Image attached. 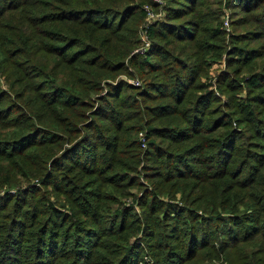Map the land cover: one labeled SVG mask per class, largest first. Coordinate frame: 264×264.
<instances>
[{"label": "trees", "instance_id": "1", "mask_svg": "<svg viewBox=\"0 0 264 264\" xmlns=\"http://www.w3.org/2000/svg\"><path fill=\"white\" fill-rule=\"evenodd\" d=\"M145 256L264 264V0H0V264Z\"/></svg>", "mask_w": 264, "mask_h": 264}, {"label": "rangeland", "instance_id": "2", "mask_svg": "<svg viewBox=\"0 0 264 264\" xmlns=\"http://www.w3.org/2000/svg\"><path fill=\"white\" fill-rule=\"evenodd\" d=\"M222 10L223 11L220 14V19L222 21L221 27H222V29L225 32H228L229 30H231V26L229 24V12L225 8H222ZM225 18L227 19V24H224V19ZM138 36H139V44L134 49V51H137V52H140V53L147 51L149 49V47H150V38H149V36L148 35L146 36L145 34H138ZM146 44H147V46H146ZM223 57H224V54L222 53V56L220 57V59H217V61H211L210 62V66L208 68V77H206L207 79H205V82L211 84L212 88H214V81H215V78L217 77V74L219 73V71H221V70L224 69ZM117 79L126 80V81H128L130 84H132L134 86H139L140 83H141L138 78H136V77H129L126 74H123V73L119 74L117 76L116 80ZM132 81H135L136 83H134ZM101 93H103V91ZM140 136H142V138H140ZM137 138L139 140L140 147L141 148H145V146H146L145 131L142 130V129L140 131H138ZM142 142L144 143L143 146L141 144ZM133 190H134V188L131 190V192H134ZM128 200L129 199H127L126 202H125L127 205L131 204L130 201H128ZM132 204H133L134 211L138 213L139 212L138 207H136V205L133 202H132ZM216 264H218V263H216Z\"/></svg>", "mask_w": 264, "mask_h": 264}, {"label": "built area", "instance_id": "3", "mask_svg": "<svg viewBox=\"0 0 264 264\" xmlns=\"http://www.w3.org/2000/svg\"><path fill=\"white\" fill-rule=\"evenodd\" d=\"M155 1L161 2V0H155ZM144 10L146 12L145 13L144 25L147 24V23H149V22L154 21L155 19H157L159 17V14L158 13L154 12L150 7H148L146 5L144 6ZM224 24H227V19L226 18L224 19ZM140 34H145L147 36V34L145 32V29L141 30ZM146 46H147V44H146ZM132 82L136 83L135 81H132ZM140 138H142V136H140ZM141 144H142V146L144 145L143 142ZM148 260H149V258L147 256H145L144 257V260L140 261L139 264H146Z\"/></svg>", "mask_w": 264, "mask_h": 264}]
</instances>
